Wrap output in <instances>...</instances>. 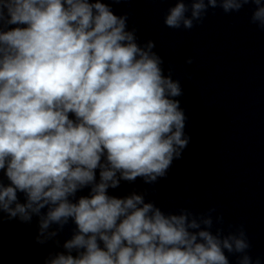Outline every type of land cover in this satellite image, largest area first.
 I'll list each match as a JSON object with an SVG mask.
<instances>
[{"label":"clouds","instance_id":"obj_1","mask_svg":"<svg viewBox=\"0 0 264 264\" xmlns=\"http://www.w3.org/2000/svg\"><path fill=\"white\" fill-rule=\"evenodd\" d=\"M122 2L0 0V214L38 218L35 242L62 249L43 264H264L245 226L226 230L215 207L165 212L147 188L111 194L157 184L190 142L181 82L114 12ZM153 2L172 5L173 30L254 5L249 23L264 31V0Z\"/></svg>","mask_w":264,"mask_h":264},{"label":"water","instance_id":"obj_2","mask_svg":"<svg viewBox=\"0 0 264 264\" xmlns=\"http://www.w3.org/2000/svg\"><path fill=\"white\" fill-rule=\"evenodd\" d=\"M170 6L153 0L112 4L116 14L129 13V27L138 29L141 44L155 41L165 74L170 69L181 82L183 95L177 99L187 117L190 142L157 184L122 182L111 194L147 188L146 200L165 212L215 207L226 230L228 224L245 226L253 258H264V31L249 23L254 5L229 15L210 10L191 30L164 25ZM0 216V264H43L50 251L62 250L51 241L35 242L38 218L25 224ZM70 227L58 237L61 244ZM229 259L236 264L235 256Z\"/></svg>","mask_w":264,"mask_h":264}]
</instances>
